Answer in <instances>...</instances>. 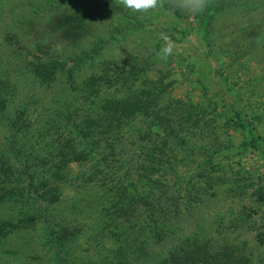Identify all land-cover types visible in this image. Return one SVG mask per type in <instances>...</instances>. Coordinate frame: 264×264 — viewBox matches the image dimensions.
<instances>
[{"label": "rangeland", "instance_id": "1", "mask_svg": "<svg viewBox=\"0 0 264 264\" xmlns=\"http://www.w3.org/2000/svg\"><path fill=\"white\" fill-rule=\"evenodd\" d=\"M201 2L159 0L144 13L126 9L121 0H0V77L9 96L0 114V156L7 137L17 138L30 172L38 174L34 181H40L39 171L66 163L61 148L76 138L74 113L86 106L64 74L50 85L34 75L33 65L52 55L67 58L98 39L101 53L78 71L80 80L103 67L104 77L94 83L105 98L150 100L159 114L184 120L186 143L171 160L194 176L185 188L192 195L201 189V200L188 199L191 210L178 215L167 239L154 243L149 227L132 245L121 239L129 264H159L173 242L196 233L203 241L213 238L210 251H219L223 261L264 264V0H233L208 26L200 22L202 9L196 10ZM163 35L175 45L167 59L157 55ZM250 140L258 149L245 144ZM207 152L216 153L213 168L205 164ZM98 160L68 164L56 179L59 202L23 192L0 202V231L14 224L0 237V264H111L108 256L114 257L124 233L116 229L123 223L116 226L113 219L129 214L120 208L127 199L119 195L124 185L94 168ZM16 174L13 188L25 186L26 175ZM40 211L45 217L38 219ZM66 223L70 231L61 227ZM60 238L64 250L56 243Z\"/></svg>", "mask_w": 264, "mask_h": 264}, {"label": "trees", "instance_id": "2", "mask_svg": "<svg viewBox=\"0 0 264 264\" xmlns=\"http://www.w3.org/2000/svg\"><path fill=\"white\" fill-rule=\"evenodd\" d=\"M232 1L202 0L204 6L200 22H204L203 25H210L217 17L216 13L232 6ZM31 5L36 7V4L31 3ZM70 16H74L72 11ZM97 40L89 49L81 50L78 54H71L62 59L52 55L49 57L50 60L48 58V61L44 63L40 61L33 65L34 75L38 79L41 77V80L47 81L49 85L60 78L59 73L64 74L72 93H75L74 90L82 91L78 98L83 97L86 106L80 108L83 110L81 115L77 110L74 113L76 138L66 140L67 142L61 148V155L67 158L64 161L66 163H56L53 170L39 171L40 181H34L35 175L38 174H36V170L30 172L29 157L27 158L23 148L18 145L17 138L15 140L7 137L5 149L2 151L3 155L0 156V202L17 192H23L29 197L33 196L32 198H36L37 201L41 199L40 197L47 195L45 199H48L49 203L59 202L62 194L59 192V183L56 179L64 173L68 164L72 161L83 163L91 160V157H96L99 160L97 165L93 164V167L99 168L101 173L109 176L110 182L116 181V183L124 185L123 193H119L118 190L117 193L121 194L120 197L124 201L127 198L124 202L125 206H120V208L122 212L129 215L125 216L123 220L113 219L117 223L116 226L123 223V226L116 229L124 233L118 238L120 242H116L119 248L114 257L112 254L108 258L111 260V264H129V255L124 249L125 245L121 239L132 245L137 240L134 238L135 235L146 229L145 227H149L152 232L154 243L167 239L173 234L171 232L172 223H175L178 215L191 210L188 199L201 200V189L197 188L196 194L192 195L191 190L186 189L185 186L194 182L192 180L194 176H190L188 170L180 168L177 163H173L171 160L173 156L180 157L181 148L186 143L182 133L185 124L182 117L172 121L166 114H159L160 110L156 111L150 100L137 104L133 99L110 98V96L105 98L103 88L94 83V79L100 80L104 77L103 72L106 70L103 67L99 74L92 72L81 76L80 80L78 71L83 68L86 62L94 64L101 53L103 44ZM7 88V81L0 77V112H3L0 114L3 116L9 100V96L3 95V90L5 91ZM95 97H99L101 101H96ZM90 99L91 103L88 102ZM74 102L75 100H71L70 103ZM242 128L248 131L245 124H242ZM245 144L251 148L258 149L259 147L253 140L247 141ZM207 153L205 164L209 163L213 168V159L216 153ZM14 162L20 163L22 168L15 169ZM100 165L105 166L102 168ZM121 171H125V173H120ZM16 173L26 175L25 186L13 188L14 179L12 177L13 175L18 177ZM115 173L119 175H115ZM34 184L36 189L31 188V186L34 187ZM39 189L44 192L38 194ZM104 189L106 188L102 187L101 191ZM106 191L108 192V189ZM40 212L38 219L45 217L42 211ZM48 220L46 217V221ZM50 223L51 220L48 224L50 225ZM7 225L1 226V228L4 227V230L0 231V237L7 236L8 232L14 228L13 223H9L8 227ZM67 226V223L61 224L65 231L68 230ZM196 234L197 236L194 238L189 236L181 239V243L173 242L166 255L158 260L159 264H244L241 260L239 262H236L235 259L221 260L219 251H210L209 242L213 238H205L206 241H203L198 236L199 233ZM53 237L54 235L51 237L52 240ZM62 238L57 239L56 243L60 245L61 250H64L65 244ZM112 250L115 251L114 246ZM129 252L135 253L131 250ZM223 254L225 255V252Z\"/></svg>", "mask_w": 264, "mask_h": 264}, {"label": "clouds", "instance_id": "3", "mask_svg": "<svg viewBox=\"0 0 264 264\" xmlns=\"http://www.w3.org/2000/svg\"><path fill=\"white\" fill-rule=\"evenodd\" d=\"M123 7L134 12H149L159 5V0H121ZM203 2L196 6V10L202 9ZM162 40L165 42L161 47L157 55L161 59H167L169 56L175 54V45L167 35H163Z\"/></svg>", "mask_w": 264, "mask_h": 264}]
</instances>
